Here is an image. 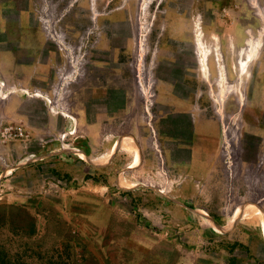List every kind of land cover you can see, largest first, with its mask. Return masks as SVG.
<instances>
[{
  "label": "rangeland",
  "instance_id": "374dc122",
  "mask_svg": "<svg viewBox=\"0 0 264 264\" xmlns=\"http://www.w3.org/2000/svg\"><path fill=\"white\" fill-rule=\"evenodd\" d=\"M126 215L154 264H264V0H0V264L133 259Z\"/></svg>",
  "mask_w": 264,
  "mask_h": 264
},
{
  "label": "crops",
  "instance_id": "0c3cea01",
  "mask_svg": "<svg viewBox=\"0 0 264 264\" xmlns=\"http://www.w3.org/2000/svg\"><path fill=\"white\" fill-rule=\"evenodd\" d=\"M90 127H91L90 128L91 132H95V129H94L95 127H92V125ZM93 146H94L93 140L88 141L87 152L88 154H90V156H93L94 154ZM103 166L105 167L106 164H103ZM94 201H96V199H94ZM93 208H95L94 209L95 212L93 213V216L96 218L98 214L102 212L101 208H103L104 219L100 221V225H101L100 228L103 229V232H106V230L108 232L112 231L113 221L115 220V217L112 212L113 207H110V204L109 206L104 204L100 208L99 207H93ZM122 219L126 220L127 222V224L125 225V229H123L124 231L122 230V232H127V234L125 235L126 239L120 246V249L123 250V248H126L128 250H132L136 256L133 257V259H127L126 261L124 260L123 257H119V260H121L120 264H154V261H158L157 256H155L154 258L155 247L152 246L151 242L145 239L144 236H142V240L138 238L139 236L138 237L135 236V229L133 225L134 220H132V217H129L128 215H126V217H123ZM94 222L96 223V221ZM261 225L264 230V219L262 220ZM263 230H262V233H263ZM111 242H118V241L110 240V243ZM107 246L109 247V245Z\"/></svg>",
  "mask_w": 264,
  "mask_h": 264
},
{
  "label": "bare ground",
  "instance_id": "6f19581e",
  "mask_svg": "<svg viewBox=\"0 0 264 264\" xmlns=\"http://www.w3.org/2000/svg\"><path fill=\"white\" fill-rule=\"evenodd\" d=\"M197 41L199 42V43H197ZM196 44H199V45H197V50H198V54L200 55V64H201V66H202V72H203V69L204 70H206V68H207V62H206V57H207V54H208V50L206 49V47L203 45V42L201 41V39H197L196 38ZM242 66V68L241 69H243L244 68V65H241ZM206 73H207V71H206Z\"/></svg>",
  "mask_w": 264,
  "mask_h": 264
}]
</instances>
